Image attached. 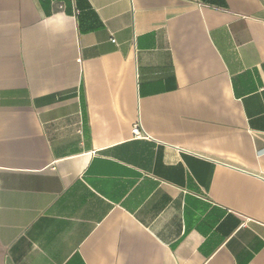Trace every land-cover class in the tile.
Masks as SVG:
<instances>
[{"label":"crops","instance_id":"obj_1","mask_svg":"<svg viewBox=\"0 0 264 264\" xmlns=\"http://www.w3.org/2000/svg\"><path fill=\"white\" fill-rule=\"evenodd\" d=\"M0 264H264V0H0Z\"/></svg>","mask_w":264,"mask_h":264},{"label":"built area","instance_id":"obj_2","mask_svg":"<svg viewBox=\"0 0 264 264\" xmlns=\"http://www.w3.org/2000/svg\"><path fill=\"white\" fill-rule=\"evenodd\" d=\"M135 134H137V135H139V133H140V130H139V128H138V126H136V128H135Z\"/></svg>","mask_w":264,"mask_h":264}]
</instances>
